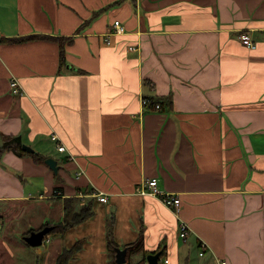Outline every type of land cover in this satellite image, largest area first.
I'll list each match as a JSON object with an SVG mask.
<instances>
[{
  "label": "crops",
  "instance_id": "1",
  "mask_svg": "<svg viewBox=\"0 0 264 264\" xmlns=\"http://www.w3.org/2000/svg\"><path fill=\"white\" fill-rule=\"evenodd\" d=\"M115 21L124 32L108 35ZM1 135L58 171L0 155V264L39 250L35 264H55L78 242L66 264H117L110 216L115 247L142 243L124 264H264V0H0ZM151 178L179 215L141 193Z\"/></svg>",
  "mask_w": 264,
  "mask_h": 264
},
{
  "label": "trees",
  "instance_id": "2",
  "mask_svg": "<svg viewBox=\"0 0 264 264\" xmlns=\"http://www.w3.org/2000/svg\"><path fill=\"white\" fill-rule=\"evenodd\" d=\"M43 38L45 39V38H49V37H43ZM55 40L59 42L60 64L62 65L64 63V60H65L64 45H65L67 39L61 38V39H55ZM149 98H150L152 103H149V105H147L148 107L153 106L152 98L151 97H149ZM0 140H1L0 141V155L2 153L6 152L7 150H12L13 152L17 153L18 155L28 154L29 156H31L34 159V161L44 163V161L46 159L44 156H41L40 154H37L34 151L33 152L25 151L23 149L24 144L21 142L19 135H1ZM91 215H92L91 210L87 207H83L79 213L74 215V217L72 218L73 220L71 222H68L63 226L61 224L60 225L59 224L53 225V229L49 233H53V231H56V230L63 231L68 226L75 225L77 223H81V221L88 219ZM112 225H113V217L110 216V218H108L106 221V226H107L106 235H107V240H108V248H110L113 251V254H115L116 249H118V248L115 247L114 240H112V229H113ZM139 242H141V241H139ZM139 242L137 244L132 245V246H126L125 247L126 251H128V253L136 251L139 244L140 245L142 244ZM81 245H82V242H78L72 248H70L68 250H66V249L63 250L58 255V258H57L55 264H66L68 262V260L70 258H72L73 255L81 249ZM160 253H161L160 256H162L163 253L162 252H160ZM115 256H116V254H115ZM139 264H146L144 257L142 258L141 263H139Z\"/></svg>",
  "mask_w": 264,
  "mask_h": 264
},
{
  "label": "built area",
  "instance_id": "3",
  "mask_svg": "<svg viewBox=\"0 0 264 264\" xmlns=\"http://www.w3.org/2000/svg\"><path fill=\"white\" fill-rule=\"evenodd\" d=\"M124 32V27L123 25L120 24L119 21H115L113 22V24L111 25V27L108 30V35H118V34H122ZM107 40V39H106ZM240 40L241 42L244 44V46L246 47H254L253 42L251 41L250 37L247 35H240ZM107 43H109V40H107ZM134 48V47H133ZM133 48H129L130 50H133ZM9 86H11L12 88V92L14 94H17L20 96V94H22V90L21 88H19L18 83L16 82V80L12 79L9 82ZM143 106H147L149 105V103H152L150 98H144L142 100ZM154 109L156 110H160V106L158 104H154L153 105ZM51 140L52 141H57V136L55 134H51ZM56 149L58 152H65V146L63 145H56ZM141 193L143 194H147L149 196H157L160 201L163 203V205L169 207L170 209H173L174 212L179 215L180 213V207H181V199L179 197V195L173 194V193H162L159 189H158V181L156 178H151L150 180L146 181V184H143V187L141 188ZM100 201L102 202H106L107 198L104 196H99ZM189 232V227L187 225V223H185L184 221H179V238H185L186 235ZM201 247V252L200 255L202 256L204 254V247L205 244L201 243L200 244ZM168 261L164 260L163 264H167ZM219 264H225L224 261H220Z\"/></svg>",
  "mask_w": 264,
  "mask_h": 264
},
{
  "label": "water",
  "instance_id": "4",
  "mask_svg": "<svg viewBox=\"0 0 264 264\" xmlns=\"http://www.w3.org/2000/svg\"><path fill=\"white\" fill-rule=\"evenodd\" d=\"M23 149L28 152H33V150L27 146L23 145ZM44 163L50 170H53L57 173V162L54 158H47L45 159ZM52 230L51 227L44 226L42 229L38 231L30 232L29 236L25 237L24 240L32 247H39L42 244V239ZM126 249H116V258L115 261L117 264H124L125 263V256H126ZM161 253L156 252L147 256L146 260L148 264H158V258L160 257Z\"/></svg>",
  "mask_w": 264,
  "mask_h": 264
},
{
  "label": "rangeland",
  "instance_id": "5",
  "mask_svg": "<svg viewBox=\"0 0 264 264\" xmlns=\"http://www.w3.org/2000/svg\"><path fill=\"white\" fill-rule=\"evenodd\" d=\"M61 153V152H59ZM47 251L49 250H39V251H27L25 255H27V259L25 258V255H20V253H16V257L18 259L19 264L25 263L28 261V264H35V259L38 258L39 262L42 263V261L45 259Z\"/></svg>",
  "mask_w": 264,
  "mask_h": 264
}]
</instances>
